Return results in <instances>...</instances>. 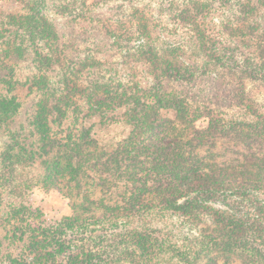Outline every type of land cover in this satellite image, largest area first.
I'll return each instance as SVG.
<instances>
[{"label": "trees", "instance_id": "trees-1", "mask_svg": "<svg viewBox=\"0 0 264 264\" xmlns=\"http://www.w3.org/2000/svg\"><path fill=\"white\" fill-rule=\"evenodd\" d=\"M138 1L0 0V264H264V109L244 89L264 86V0H189L176 14L193 32L185 61L153 46L155 26L128 10ZM108 46L127 61L104 78L91 69ZM202 76L206 97L187 84ZM112 119L129 131L109 142ZM38 184L71 214L52 223L21 199ZM231 197L253 212L209 205ZM167 211L207 213L197 246L154 226Z\"/></svg>", "mask_w": 264, "mask_h": 264}, {"label": "rangeland", "instance_id": "rangeland-1", "mask_svg": "<svg viewBox=\"0 0 264 264\" xmlns=\"http://www.w3.org/2000/svg\"><path fill=\"white\" fill-rule=\"evenodd\" d=\"M203 1L207 3L209 0ZM189 4V0H139L136 4L128 6V10L130 11L133 8H138L142 11V13L146 14L148 20L150 21V26L152 28L155 26L156 30L152 33L151 40L153 42V46H155L158 51L161 50V46L163 44L177 46L180 49V58L185 61V59L195 53V48L192 47L191 35L193 34V32L192 30L190 31V27L187 24L178 23L176 19V14L178 13L179 9H182L185 6H190ZM216 9L217 10L214 9L212 11L213 13L211 16H213V18H211L209 22L213 33H218L220 31V24L222 22L223 16V13L222 15L220 14L222 10L219 9V7H216ZM222 36L226 37V35ZM141 38L138 37L133 39L130 44L132 46H137ZM143 38L144 44L147 41V37ZM105 52L106 53L101 57V60L102 62L107 63L106 66L104 65L91 69V71L96 69L94 72L98 71L103 75L104 78L106 76H110L112 71L115 70L116 67L118 68L120 64L125 63L127 61V57L123 54L122 50H119L114 46H108ZM91 55L95 58L94 61H98L100 59L94 54ZM22 72L27 73L29 72V69ZM211 76H214V74H211ZM206 78L207 77L204 76H202L201 78L197 77L193 81L187 83L189 85V91L192 93H197L198 90L203 89L202 96L206 97L205 94L207 91V86H210L211 84L209 81L206 80ZM248 83L249 82L246 83L244 88L246 90V94L249 97L253 98L257 105H262L264 109V86H261L257 83ZM24 93L25 88L20 90L21 96H23ZM238 111L239 109L233 108V112L235 115L238 114ZM112 120L113 121L107 123L103 127V130L100 133L103 140L109 142L126 137L129 131L128 126L125 125L121 121V119ZM205 125V120H200L198 122L199 127H204ZM33 173V170L26 171L24 172L22 178L27 176L29 180ZM21 196V199H23L27 204H31L32 208H37L38 210H40L43 213L44 218L48 221H51L52 223L59 221L64 216H68L71 214V207L69 205L68 198L56 188H46L40 184L33 185L29 190H26L25 193H21ZM259 197L260 199L264 200L263 193H259ZM209 205L214 208L223 209L234 207L236 210L245 214L253 212L254 210L252 208V205L247 200H240L237 197H231V199L226 202H209ZM198 216L200 221H193L192 218L186 215H182L173 211H167L161 217L158 216V218H155L153 224L154 226L160 227L165 232H167L171 236V239L173 240L178 249L186 250V248H190L191 245L197 246V242L194 241L192 237L199 236L201 233L200 230L205 227V224L211 222L209 216H207V213H202ZM260 248H262V246H260ZM215 255L213 256L215 257ZM250 255H252V253ZM188 258L191 259L189 254ZM244 258L245 257H243V255L237 256V258H230L229 263L218 258L217 261H215V264H242V260H244ZM197 263L211 264V262H207L205 261V259ZM162 264L189 263L186 260L179 259L176 256H168L164 258V262Z\"/></svg>", "mask_w": 264, "mask_h": 264}]
</instances>
